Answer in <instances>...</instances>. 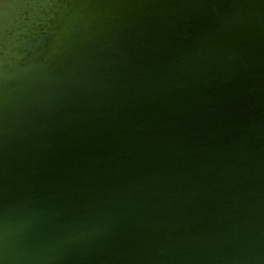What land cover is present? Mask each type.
<instances>
[{"label":"water","instance_id":"1","mask_svg":"<svg viewBox=\"0 0 264 264\" xmlns=\"http://www.w3.org/2000/svg\"><path fill=\"white\" fill-rule=\"evenodd\" d=\"M0 264H264V0H0Z\"/></svg>","mask_w":264,"mask_h":264}]
</instances>
